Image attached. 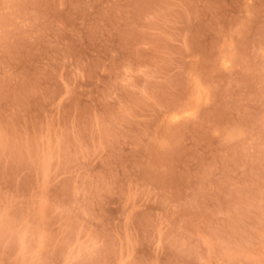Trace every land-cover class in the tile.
Segmentation results:
<instances>
[{
	"label": "rangeland",
	"instance_id": "1",
	"mask_svg": "<svg viewBox=\"0 0 264 264\" xmlns=\"http://www.w3.org/2000/svg\"><path fill=\"white\" fill-rule=\"evenodd\" d=\"M0 264H264V0H0Z\"/></svg>",
	"mask_w": 264,
	"mask_h": 264
}]
</instances>
